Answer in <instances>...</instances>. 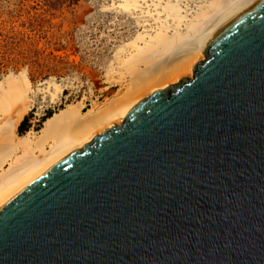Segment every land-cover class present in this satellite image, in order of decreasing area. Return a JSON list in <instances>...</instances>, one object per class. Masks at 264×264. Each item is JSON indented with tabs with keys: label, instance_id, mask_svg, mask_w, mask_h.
I'll return each instance as SVG.
<instances>
[{
	"label": "water",
	"instance_id": "obj_1",
	"mask_svg": "<svg viewBox=\"0 0 264 264\" xmlns=\"http://www.w3.org/2000/svg\"><path fill=\"white\" fill-rule=\"evenodd\" d=\"M203 54L0 207V264H264V0Z\"/></svg>",
	"mask_w": 264,
	"mask_h": 264
},
{
	"label": "bare ground",
	"instance_id": "obj_2",
	"mask_svg": "<svg viewBox=\"0 0 264 264\" xmlns=\"http://www.w3.org/2000/svg\"><path fill=\"white\" fill-rule=\"evenodd\" d=\"M256 1L112 0L109 11L136 33L109 69L126 91L103 107L68 104L44 121L38 136L19 129L41 88L34 89L25 72L0 80V207L61 158L120 125L153 91L193 77L210 38ZM49 83L63 92L60 84Z\"/></svg>",
	"mask_w": 264,
	"mask_h": 264
},
{
	"label": "rangeland",
	"instance_id": "obj_3",
	"mask_svg": "<svg viewBox=\"0 0 264 264\" xmlns=\"http://www.w3.org/2000/svg\"><path fill=\"white\" fill-rule=\"evenodd\" d=\"M111 3L0 0V80L25 72L33 88H41L23 133L38 136L50 114L70 103H81L83 110L103 107L126 91L109 69L117 50L136 33L109 11Z\"/></svg>",
	"mask_w": 264,
	"mask_h": 264
},
{
	"label": "trees",
	"instance_id": "obj_4",
	"mask_svg": "<svg viewBox=\"0 0 264 264\" xmlns=\"http://www.w3.org/2000/svg\"><path fill=\"white\" fill-rule=\"evenodd\" d=\"M50 116H51V114H50ZM26 121H27V118H25L24 121H23V122L21 123V125H20V129H19V133H20V134H22L23 132L26 131V129H24L25 124H26Z\"/></svg>",
	"mask_w": 264,
	"mask_h": 264
}]
</instances>
